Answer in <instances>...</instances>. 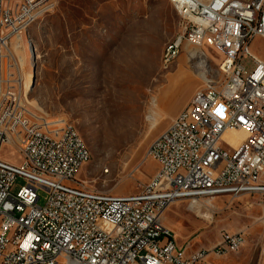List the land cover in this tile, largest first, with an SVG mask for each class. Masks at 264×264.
<instances>
[{
	"label": "built area",
	"instance_id": "obj_1",
	"mask_svg": "<svg viewBox=\"0 0 264 264\" xmlns=\"http://www.w3.org/2000/svg\"><path fill=\"white\" fill-rule=\"evenodd\" d=\"M169 2L180 30L163 61L174 63L189 47L207 61V49H214L222 55V79L207 73L153 141L149 156L159 170L151 181L133 195L113 196L79 182L88 152L73 125L53 129L21 99L13 41L22 39L21 27L53 12L55 1L0 0V264H209L210 256L244 244L242 235H225L211 251L187 253L163 218L180 201L264 193V61L251 50L255 39H264V0ZM229 132L243 134L232 151L222 148ZM5 146L14 147L20 164L1 158ZM17 178L26 186L14 196Z\"/></svg>",
	"mask_w": 264,
	"mask_h": 264
},
{
	"label": "rangeland",
	"instance_id": "obj_2",
	"mask_svg": "<svg viewBox=\"0 0 264 264\" xmlns=\"http://www.w3.org/2000/svg\"><path fill=\"white\" fill-rule=\"evenodd\" d=\"M54 1L53 12L21 27L22 39L13 41L23 77L21 99H28L53 129L70 124L77 130L91 156L79 182L113 196L138 193L159 170L149 156L151 144L204 86L206 62L208 74L216 82L222 79V55L207 49V61L199 56L192 62L189 47L174 63L164 64V49L180 30L169 0ZM251 50L264 61L263 38L255 39ZM244 64L253 68L250 60ZM242 135L226 133L222 148L236 149ZM1 158L20 164L11 146L3 148ZM24 186L26 181L17 178L12 194ZM39 197L44 206L45 189ZM189 205L177 202L164 214L163 224L178 246L187 253L211 251L225 235H242L240 250L210 256L209 264H264V193Z\"/></svg>",
	"mask_w": 264,
	"mask_h": 264
},
{
	"label": "bare ground",
	"instance_id": "obj_3",
	"mask_svg": "<svg viewBox=\"0 0 264 264\" xmlns=\"http://www.w3.org/2000/svg\"><path fill=\"white\" fill-rule=\"evenodd\" d=\"M28 45H29V49H28L29 50V53H28L29 54V58H30V60L31 59L33 60L34 57H35L34 47H33V44L31 43V41L28 42ZM192 49L193 50L189 51V53H188V57H189L190 61H192L191 57H193V58H198L199 57L198 56L199 49H197V48H192ZM204 59H206V58H204ZM163 60H164V54H163ZM164 64L168 65V61H164ZM206 67H207V64L204 65V69H206ZM33 73H34V71H32V73H29L27 75V80H28L29 83L32 81V78L34 76ZM207 73H208V71L204 70L203 81L205 80V77H206ZM79 144H80L81 148H83L86 152H88V161H87V163H89L90 159H91V156H90V153H89L88 149L86 148V146H85V144H84V142H83V140L81 139L80 136H79ZM93 193H102V192L93 190ZM205 201H207V200H205ZM199 203H202V202H191L189 207L194 206V205H198Z\"/></svg>",
	"mask_w": 264,
	"mask_h": 264
},
{
	"label": "crops",
	"instance_id": "obj_4",
	"mask_svg": "<svg viewBox=\"0 0 264 264\" xmlns=\"http://www.w3.org/2000/svg\"><path fill=\"white\" fill-rule=\"evenodd\" d=\"M262 182L264 183L263 178H262ZM239 259H240V258H239Z\"/></svg>",
	"mask_w": 264,
	"mask_h": 264
}]
</instances>
